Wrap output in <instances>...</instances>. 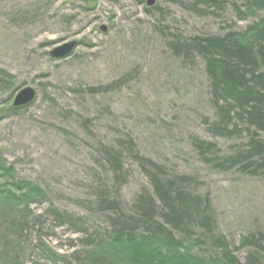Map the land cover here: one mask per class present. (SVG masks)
<instances>
[{
    "label": "rangeland",
    "instance_id": "rangeland-1",
    "mask_svg": "<svg viewBox=\"0 0 264 264\" xmlns=\"http://www.w3.org/2000/svg\"><path fill=\"white\" fill-rule=\"evenodd\" d=\"M263 19L264 0H0V159L13 168L0 171V264H84L139 196L161 207L156 175L206 202L205 229L158 220L193 254L224 258L222 239L238 264H264V167L248 159L264 130L214 91L194 42L253 39ZM28 86L35 100L14 108ZM11 179L42 198L7 197L25 191Z\"/></svg>",
    "mask_w": 264,
    "mask_h": 264
},
{
    "label": "trees",
    "instance_id": "trees-1",
    "mask_svg": "<svg viewBox=\"0 0 264 264\" xmlns=\"http://www.w3.org/2000/svg\"><path fill=\"white\" fill-rule=\"evenodd\" d=\"M85 3L90 9L95 7V0H85ZM251 32L256 36L253 39V34H247L197 39L194 42L208 58L207 66L214 91L233 103L240 118L243 117L258 130H264V19ZM229 113L230 111L225 112L226 115ZM218 128L222 133L226 129L223 126ZM205 145L207 148L212 147L211 144ZM248 155L251 163L264 167V141L254 142ZM256 157L259 160L252 161ZM111 158L112 164L118 163L116 156ZM0 171L5 175L13 174V168L6 167L1 159ZM156 176L152 177V181L161 207L156 205L151 196H139L133 215L123 217V224L111 232L96 248L98 250L87 254L84 264H238L222 239H215V242L224 258L206 261L192 253L193 246L188 241L185 240L187 246H184V241L176 239L171 230L159 223L158 220L162 218L165 225L171 224L186 230L189 226L195 227L197 223H203L204 228L210 220L207 217L208 211L203 210L205 200L180 191L174 186V182H167L169 185H166V181ZM11 180V185L25 191L19 197H7L26 204L35 196L42 198L43 192L37 185ZM163 185H166L165 188ZM18 224L19 222H14L12 226ZM252 241L254 240L244 238L242 244L248 245ZM250 259L251 264H258L255 263L256 257Z\"/></svg>",
    "mask_w": 264,
    "mask_h": 264
},
{
    "label": "water",
    "instance_id": "water-1",
    "mask_svg": "<svg viewBox=\"0 0 264 264\" xmlns=\"http://www.w3.org/2000/svg\"><path fill=\"white\" fill-rule=\"evenodd\" d=\"M140 1H145L148 7H151L155 4V0H140ZM101 30L106 31L107 28L105 26H101ZM76 45H77V42L75 40L65 42L63 44H60L54 47L50 51V55L51 57L55 59H62L70 55L75 49ZM35 98H36V90L29 86L24 87L14 97L12 105L13 107H16V108L27 106L31 104L35 100Z\"/></svg>",
    "mask_w": 264,
    "mask_h": 264
}]
</instances>
